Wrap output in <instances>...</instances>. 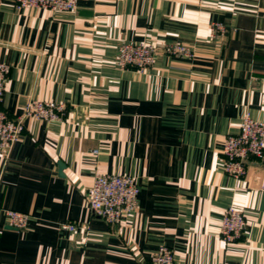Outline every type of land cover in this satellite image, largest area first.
<instances>
[{"label":"crops","instance_id":"crops-1","mask_svg":"<svg viewBox=\"0 0 264 264\" xmlns=\"http://www.w3.org/2000/svg\"><path fill=\"white\" fill-rule=\"evenodd\" d=\"M125 42L154 44V63L119 67ZM0 62L9 115L64 106L58 120L25 117L0 154V208L31 216L18 230L0 211V264H150L161 246L180 264H264V163L234 177L222 154L245 115L264 124V0H78L69 12L0 0ZM96 173L133 176L137 212L117 225L92 214ZM228 207L246 219L231 242Z\"/></svg>","mask_w":264,"mask_h":264},{"label":"built area","instance_id":"built-area-1","mask_svg":"<svg viewBox=\"0 0 264 264\" xmlns=\"http://www.w3.org/2000/svg\"><path fill=\"white\" fill-rule=\"evenodd\" d=\"M78 0H15L17 7H37L53 12L74 11ZM164 53L174 56H190L191 51L181 44H168ZM154 44L144 42H125L117 50L116 62L121 68L143 70L150 67L157 56ZM9 66L0 62V102L4 94ZM64 106L52 101L32 100L24 107L22 117H13L0 108V154L7 155L12 145L21 139L25 117L58 120ZM222 154L223 170L234 177L245 174L246 163L254 158L264 163V124L245 115L236 133L224 137ZM259 188L264 191V179ZM139 187L135 178L129 174L96 173L93 182L84 192L87 209L110 225L120 224L125 217L138 210ZM7 219V224L18 230L27 228L31 216L13 209L0 208ZM246 219L244 214L228 207L222 216L220 234L226 242L238 239L244 232ZM60 228L74 231L78 225L73 222L61 223ZM150 264H180L174 259L171 249L161 246L152 256Z\"/></svg>","mask_w":264,"mask_h":264},{"label":"water","instance_id":"water-1","mask_svg":"<svg viewBox=\"0 0 264 264\" xmlns=\"http://www.w3.org/2000/svg\"><path fill=\"white\" fill-rule=\"evenodd\" d=\"M248 161H245V163H247ZM58 166H59V170H61V169H63V167H64V164L61 162V161H59L58 162Z\"/></svg>","mask_w":264,"mask_h":264}]
</instances>
